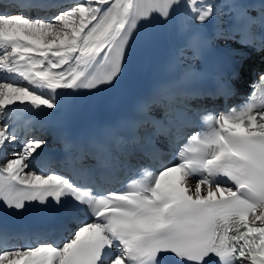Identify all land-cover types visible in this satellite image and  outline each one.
<instances>
[{"label":"snow or ice","instance_id":"snow-or-ice-1","mask_svg":"<svg viewBox=\"0 0 264 264\" xmlns=\"http://www.w3.org/2000/svg\"><path fill=\"white\" fill-rule=\"evenodd\" d=\"M49 6L58 9L51 17L0 11V201L17 211L29 203L64 208L70 202L88 218L61 243L38 234L10 245L0 233V264H264V72L246 103L203 117L205 130L188 138L179 162L141 169L120 190L97 191L70 175L32 168L47 141L31 127L21 133L15 122L22 111L57 108L61 91L111 84L134 33L154 15L167 21L182 7L204 24L217 5L73 0ZM234 23L252 37L255 18L247 11Z\"/></svg>","mask_w":264,"mask_h":264},{"label":"bare ground","instance_id":"bare-ground-1","mask_svg":"<svg viewBox=\"0 0 264 264\" xmlns=\"http://www.w3.org/2000/svg\"><path fill=\"white\" fill-rule=\"evenodd\" d=\"M71 2H73V0L61 2V6L67 5ZM209 2L216 4L217 8L213 17L204 24H200L191 20L189 16L185 14V11L182 7L175 10L167 21H163L161 18H158L157 21L153 20V23L150 26L151 31H153V46H150V36L147 37L148 49L144 54L138 56L135 64H138L137 66L141 69L147 67V72H150L154 61L156 59H161L162 62L168 60L169 65L175 68L177 65H180V58L186 56L181 54L185 51V47L183 46L184 38L187 36L191 39H195L202 36L203 33L210 35L216 42L220 44H227L228 46L230 45L231 47H236V45L230 40L231 38L229 29L225 26L226 19L228 18L226 14L227 10L224 9L225 1L209 0ZM54 14L55 11H52L49 7L45 11H42L41 16L51 17ZM218 35H220V37ZM159 42L167 46L164 52H161L157 48ZM172 48L175 54L174 56H169L172 52ZM123 71L127 72L128 69H123ZM106 85L107 84H105L104 87ZM94 91L95 89L61 91L59 105L62 104L63 113H66L74 105L84 106L88 104L94 98ZM53 111L54 109L47 110L33 116H23V114H18V118L15 119V122L17 124V127L19 125L20 127L27 125L28 127L34 129L35 132L38 131V133L41 134L47 141L50 137H52L50 129L52 124Z\"/></svg>","mask_w":264,"mask_h":264}]
</instances>
